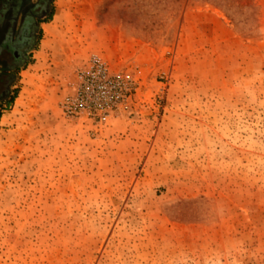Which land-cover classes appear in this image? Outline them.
Returning <instances> with one entry per match:
<instances>
[{
	"label": "rangeland",
	"instance_id": "374dc122",
	"mask_svg": "<svg viewBox=\"0 0 264 264\" xmlns=\"http://www.w3.org/2000/svg\"><path fill=\"white\" fill-rule=\"evenodd\" d=\"M53 9L0 88V264H264V0ZM94 56L130 89L99 125L61 111Z\"/></svg>",
	"mask_w": 264,
	"mask_h": 264
},
{
	"label": "built area",
	"instance_id": "2783aa9c",
	"mask_svg": "<svg viewBox=\"0 0 264 264\" xmlns=\"http://www.w3.org/2000/svg\"><path fill=\"white\" fill-rule=\"evenodd\" d=\"M130 98L128 81L113 75L98 57H91L75 75L73 92L61 104L68 120L103 124L124 108Z\"/></svg>",
	"mask_w": 264,
	"mask_h": 264
},
{
	"label": "flooded vegetation",
	"instance_id": "af4514ba",
	"mask_svg": "<svg viewBox=\"0 0 264 264\" xmlns=\"http://www.w3.org/2000/svg\"><path fill=\"white\" fill-rule=\"evenodd\" d=\"M49 2L0 0V88L5 89L16 70L27 61L37 36L35 25L48 11ZM3 94L5 90L0 96Z\"/></svg>",
	"mask_w": 264,
	"mask_h": 264
},
{
	"label": "crops",
	"instance_id": "0c3cea01",
	"mask_svg": "<svg viewBox=\"0 0 264 264\" xmlns=\"http://www.w3.org/2000/svg\"><path fill=\"white\" fill-rule=\"evenodd\" d=\"M49 3L50 5L48 11L35 25L37 36L27 59V61L31 59L33 60V62L31 64H28L26 66V69L21 72V74L27 72L29 76L33 78L41 77L47 74L49 69V52L52 50V42L55 41L56 31L53 30L51 26L53 24L52 19H54V17H56L59 12L53 15V8H55L56 0H50ZM51 11L52 16L51 18H49ZM45 38H47V41L44 40ZM51 38L53 40H50ZM32 82L34 83V80H31V84L33 85ZM5 104L8 105V102H6Z\"/></svg>",
	"mask_w": 264,
	"mask_h": 264
},
{
	"label": "trees",
	"instance_id": "16d2710c",
	"mask_svg": "<svg viewBox=\"0 0 264 264\" xmlns=\"http://www.w3.org/2000/svg\"><path fill=\"white\" fill-rule=\"evenodd\" d=\"M51 16H52V11H51V13H50V15H49V18H51ZM13 99V98H12ZM12 99H10V100H12Z\"/></svg>",
	"mask_w": 264,
	"mask_h": 264
}]
</instances>
